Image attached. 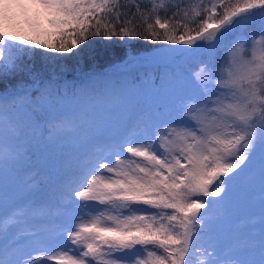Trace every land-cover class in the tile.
I'll return each instance as SVG.
<instances>
[{
	"label": "snow or ice",
	"instance_id": "1",
	"mask_svg": "<svg viewBox=\"0 0 264 264\" xmlns=\"http://www.w3.org/2000/svg\"><path fill=\"white\" fill-rule=\"evenodd\" d=\"M93 37L173 46L184 87L145 109L135 81L24 63ZM22 74L0 90V174L39 147L74 156L55 208L26 199L0 218V264H264V229L259 259L211 236L257 167L264 208V0H0V83Z\"/></svg>",
	"mask_w": 264,
	"mask_h": 264
},
{
	"label": "rangeland",
	"instance_id": "2",
	"mask_svg": "<svg viewBox=\"0 0 264 264\" xmlns=\"http://www.w3.org/2000/svg\"><path fill=\"white\" fill-rule=\"evenodd\" d=\"M228 39L232 37L229 36ZM171 48L173 46L169 45L137 54L135 57L138 58V62L131 64H125V61L129 59V56H126L119 62L105 65L104 68L107 69L102 68L98 73L105 74L111 80L135 81L141 85L135 91L140 98L142 108L147 109L157 104H170L174 95L184 87L181 73L185 71V68L178 70L175 68L184 58L173 59L172 55L176 53L167 50ZM141 65L143 68L140 69H146L148 73L144 74L139 68L134 73L127 74L129 77L114 72ZM78 68L75 67L73 72L80 73V70H76ZM167 68L170 71L165 72ZM150 70L156 71L157 75L150 73ZM80 75L77 74V76ZM157 78L160 79V86H152L150 82ZM35 152V157L31 161L16 169H6L0 174V218L9 215L13 208L21 205L26 199L53 207L52 204L56 198L52 201L50 194L54 193L56 197L58 196V185L66 176L63 168L73 162L74 150L39 147ZM32 180L38 182L37 190L30 188ZM260 194L261 185L257 167L248 177L232 185L228 197L218 209L222 214V220L211 233L212 238L225 247L235 246L237 244L233 242L242 232L258 227L259 231L255 236V241L250 242L254 245L252 253L258 252L261 232L264 229V220H262L264 208L261 205ZM239 219L242 220L240 225H238ZM249 219L255 221L249 222ZM242 258L259 259V256L258 254H244Z\"/></svg>",
	"mask_w": 264,
	"mask_h": 264
},
{
	"label": "trees",
	"instance_id": "3",
	"mask_svg": "<svg viewBox=\"0 0 264 264\" xmlns=\"http://www.w3.org/2000/svg\"><path fill=\"white\" fill-rule=\"evenodd\" d=\"M85 45H88V49H85ZM85 45H81L79 49L74 51L80 52L79 56L76 55H68L65 58L55 59L53 61H46L44 60L39 54L34 56L31 60L27 57L24 58L25 65H32V71L36 73H40L43 75L44 79H51L53 75L61 77L63 81L67 82H79L83 75L86 73H98L105 65H111L113 63L119 62L124 57L137 54H143L146 51L165 47L168 45H161L156 44L155 42L143 41V40H134L131 41L129 45H125L118 40H113L111 42L104 41L101 38L93 37L89 41L85 42ZM39 52V50H38ZM56 55V54H50ZM81 64V65H78ZM75 67H79L76 70H80V73H75ZM178 70L180 68H185V63L179 64L175 66ZM141 71L145 74L146 69H141ZM170 71V69H166L165 72ZM150 73L157 75L156 71L150 70ZM77 74H81L77 76ZM23 79L28 81L27 75H21L6 82L0 83V90H3L5 83L15 85L18 80ZM51 200L53 201L55 198L56 200L51 204L53 208L57 206V197L54 193L50 194ZM250 222H254L255 220L251 219ZM257 229L254 228L248 232L247 235L249 236L250 240L255 237L257 234Z\"/></svg>",
	"mask_w": 264,
	"mask_h": 264
}]
</instances>
